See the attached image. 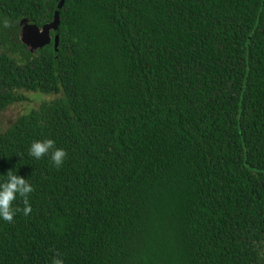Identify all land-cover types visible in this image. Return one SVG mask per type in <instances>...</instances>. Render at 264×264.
Instances as JSON below:
<instances>
[{"label":"trees","instance_id":"1","mask_svg":"<svg viewBox=\"0 0 264 264\" xmlns=\"http://www.w3.org/2000/svg\"><path fill=\"white\" fill-rule=\"evenodd\" d=\"M60 1L0 0V118L52 98L0 128V174L34 187L0 264H264V0H66L31 54L22 20Z\"/></svg>","mask_w":264,"mask_h":264},{"label":"clouds","instance_id":"2","mask_svg":"<svg viewBox=\"0 0 264 264\" xmlns=\"http://www.w3.org/2000/svg\"><path fill=\"white\" fill-rule=\"evenodd\" d=\"M28 154L36 160L48 156L56 168L62 167L68 156L67 151L57 147L56 141L53 139L33 141ZM33 191L34 187L28 179L14 171L9 170L6 174H0V220L13 222L14 217L21 211L16 206V202L20 198L23 199L24 203L23 214L27 216L31 213L32 207L29 197ZM52 264H64V260L57 254L53 258Z\"/></svg>","mask_w":264,"mask_h":264},{"label":"water","instance_id":"3","mask_svg":"<svg viewBox=\"0 0 264 264\" xmlns=\"http://www.w3.org/2000/svg\"><path fill=\"white\" fill-rule=\"evenodd\" d=\"M65 3L66 0L60 1L55 12L53 21L47 25L40 27L35 23H31L29 19L25 18L22 20L20 24L22 28L21 40L31 54H36L37 51L44 49L52 43H54L55 49L58 50V32L61 25V11L63 10Z\"/></svg>","mask_w":264,"mask_h":264},{"label":"rangeland","instance_id":"4","mask_svg":"<svg viewBox=\"0 0 264 264\" xmlns=\"http://www.w3.org/2000/svg\"><path fill=\"white\" fill-rule=\"evenodd\" d=\"M25 96L28 98V101L12 106L2 114L0 118V128L2 130L8 129L21 116L29 113L33 109H38L44 101H50L52 99L51 97L34 93H25Z\"/></svg>","mask_w":264,"mask_h":264}]
</instances>
